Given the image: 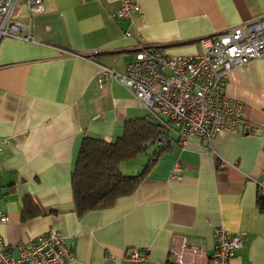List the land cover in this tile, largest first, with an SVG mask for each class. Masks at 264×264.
Listing matches in <instances>:
<instances>
[{
  "label": "crops",
  "instance_id": "1",
  "mask_svg": "<svg viewBox=\"0 0 264 264\" xmlns=\"http://www.w3.org/2000/svg\"><path fill=\"white\" fill-rule=\"evenodd\" d=\"M42 6L30 16L22 3L16 9L33 41L0 39V209L8 215L0 236L10 254L55 228L73 253L67 264H175L169 249L181 236L211 254L222 226L243 238L230 264H264V59L228 72L223 91L241 102V118L214 135L212 154L199 137L182 145L166 129V146L159 136L120 163L137 174L164 148L112 205L80 213L71 186L84 137L113 141L126 121L147 115L118 82L98 87L97 63L124 73L140 47L152 46L194 55L199 38L264 15V0H138L127 20L114 17L120 0ZM134 248L147 250L143 262L129 260Z\"/></svg>",
  "mask_w": 264,
  "mask_h": 264
},
{
  "label": "built area",
  "instance_id": "2",
  "mask_svg": "<svg viewBox=\"0 0 264 264\" xmlns=\"http://www.w3.org/2000/svg\"><path fill=\"white\" fill-rule=\"evenodd\" d=\"M42 2L0 0V39L33 41L24 33L28 24L17 17L16 9L22 3L30 16L43 10ZM138 9V0H120L114 17L127 20ZM125 35H129L127 30ZM197 45V53L188 56L169 54L160 46L140 47L124 73L97 63L96 82L99 88L107 81L118 82L141 101L152 119L173 132L180 144L199 137L202 150L212 154L214 135L222 129L235 130L241 118V102L223 91L228 72L251 60L264 59V15L199 38ZM169 139L168 135L160 136L158 143L166 146ZM178 170L174 164L172 173ZM7 221V213L0 209V225ZM213 240V251L207 254L202 245L191 243L183 235L178 245L170 246L171 258L175 264H230L235 251L243 247L242 236L222 226L214 229ZM127 256L132 263L143 262L147 250L134 248ZM72 257L55 228L26 242L17 257L10 254L0 236V264H67Z\"/></svg>",
  "mask_w": 264,
  "mask_h": 264
},
{
  "label": "trees",
  "instance_id": "3",
  "mask_svg": "<svg viewBox=\"0 0 264 264\" xmlns=\"http://www.w3.org/2000/svg\"><path fill=\"white\" fill-rule=\"evenodd\" d=\"M167 123L172 122L167 120ZM165 131L163 125L147 114L145 118L126 121L122 135L113 141L84 137L71 175L79 212L108 207L118 197L130 194L164 148L158 147L150 154L147 164L137 174L122 173L120 163L146 151L149 142ZM258 203L264 207V195L258 196Z\"/></svg>",
  "mask_w": 264,
  "mask_h": 264
},
{
  "label": "rangeland",
  "instance_id": "4",
  "mask_svg": "<svg viewBox=\"0 0 264 264\" xmlns=\"http://www.w3.org/2000/svg\"><path fill=\"white\" fill-rule=\"evenodd\" d=\"M137 173V172H136Z\"/></svg>",
  "mask_w": 264,
  "mask_h": 264
}]
</instances>
